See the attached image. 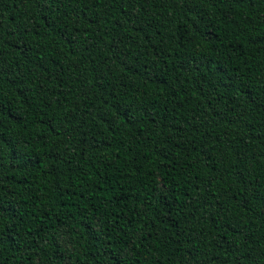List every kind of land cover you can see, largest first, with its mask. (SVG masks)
I'll return each instance as SVG.
<instances>
[{
    "label": "trees",
    "instance_id": "trees-1",
    "mask_svg": "<svg viewBox=\"0 0 264 264\" xmlns=\"http://www.w3.org/2000/svg\"><path fill=\"white\" fill-rule=\"evenodd\" d=\"M0 264H264V0H0Z\"/></svg>",
    "mask_w": 264,
    "mask_h": 264
}]
</instances>
